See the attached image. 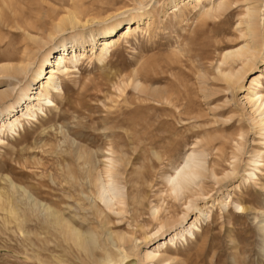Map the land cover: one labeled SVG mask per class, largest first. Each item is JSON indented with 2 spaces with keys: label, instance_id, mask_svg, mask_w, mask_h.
<instances>
[{
  "label": "rangeland",
  "instance_id": "obj_1",
  "mask_svg": "<svg viewBox=\"0 0 264 264\" xmlns=\"http://www.w3.org/2000/svg\"><path fill=\"white\" fill-rule=\"evenodd\" d=\"M194 3L0 0V66L18 64L6 56L48 35L44 66L62 49L70 58L71 45L83 54L77 69L57 74L62 92L51 90L55 104L43 105L45 115L23 118L18 134L5 132L0 142V264H264V129L247 100L264 51L233 85L221 64L225 49L252 42L238 24L247 7L258 8L264 30V0H237L209 15ZM69 14L80 22L63 36L80 30L81 42L55 31ZM111 23L115 39L127 24L131 34L99 61L109 36L100 31ZM47 76L33 80L29 93ZM25 79L5 77L0 91L15 87L12 101ZM260 90L264 97V79ZM202 145L207 171L195 179L196 192L171 190L167 176ZM108 158L116 196L107 203L100 183L109 179ZM191 199L209 217L186 211ZM184 214L188 222L200 217L195 238L166 243L159 260H144L169 232L159 223Z\"/></svg>",
  "mask_w": 264,
  "mask_h": 264
},
{
  "label": "bare ground",
  "instance_id": "obj_2",
  "mask_svg": "<svg viewBox=\"0 0 264 264\" xmlns=\"http://www.w3.org/2000/svg\"><path fill=\"white\" fill-rule=\"evenodd\" d=\"M194 1V7L202 6L201 0ZM207 1V6L200 7V15H209L214 11L218 12L227 10L231 3L237 0ZM259 12L260 11L257 7H247L244 17L238 21V24H245V29L248 36L252 39V42L245 45L242 44L240 46H232L227 48L224 50L223 55L221 56V64L223 66L222 70H224L223 77L224 79L228 80L231 85L243 77L247 69H250L255 64V61L261 52L264 51V30L260 31L262 28H259ZM80 17L81 16L77 17L73 14H69L68 16L62 18L60 22L55 24V31L61 33L63 41L68 38L79 41L83 40L84 34L80 30L74 29L70 32L71 34L69 36H63L65 28L67 26L74 27L78 25L80 22ZM114 25V23L108 24L100 31V33L109 34V36L101 41V48L99 52L95 54L96 59L99 61H104L108 55H110L111 48H113L120 38H127L131 34V25L127 24L125 32L122 35L120 34V36L115 39V34L112 35L114 32ZM88 38L91 42L95 41L96 29L88 32ZM31 39L33 42L26 44L18 55L6 56V58L8 57L10 60L17 59L19 62L18 64H5L0 66V83L5 82L3 81V78L5 77H10L13 79L16 78L20 80L26 78L23 85L19 86L15 90L12 101H10L9 97L12 95L15 87L5 88L4 90L0 91V142L3 140V135L5 132H10L14 135L18 134V126L22 125L23 118H33L36 116L37 111L43 113V105L55 104L52 98L54 95L51 90L57 93L62 92L61 86H59L57 83V80L59 79V75L57 74L64 73L65 75H68L70 73L69 71L71 67L76 68L78 66L80 59L79 55H83L77 54V49L73 48V45H71L72 49L69 52L71 54L70 58H67L68 54L62 49L60 52L56 53V56L52 61V66H44L47 64V62H49L52 52V49L45 48L46 44L48 43L47 41L50 39V35H48L47 40H44L42 37ZM91 58L92 57H90V59ZM236 63H240L241 65L240 68L234 72V64ZM47 67L48 70H46ZM46 73H48L47 79L41 82L40 88L36 92H31L32 94L29 93L30 83H32V81L36 78H39L42 74L45 75ZM262 79H264V70L261 73L251 77L249 84L252 89L251 93L247 97L248 102L254 107L253 112H257V118L253 117V122L260 129H264V97L260 90L262 87ZM10 84L11 83H7V86ZM160 97L161 95L159 98ZM163 98L167 99V95H164ZM43 115L45 114L43 113ZM202 146L203 150L201 152H195L194 150H191L190 152L186 153L183 156L181 162L174 168L173 174L167 176V181L170 183L171 190H179L180 192L182 191L181 194L187 192L189 195L190 193L196 192L194 190L195 179L205 176L204 174L207 171L206 146ZM107 160L110 164L106 171L109 179L107 183L101 180L100 187L102 192L100 194H102V200L108 203L111 202L116 196V189L110 167L113 162L111 158H108ZM193 201L194 200L191 199L187 202L186 211L191 207L194 210H198L202 215L209 217V215L204 213L203 209L197 205L192 207ZM220 203H223V200H220ZM235 204L238 208L244 209L240 203L236 202ZM188 219L189 218L187 217V214H184L179 221H172L171 223L170 221L166 220L165 222L162 221L159 223L160 229L167 227L169 232L162 239L164 241L157 240L155 244H152V246L145 250L142 256L144 260L149 262L159 260V252L166 243H174V241L177 239H181L187 243L188 239H194L195 233L200 230L198 223L200 222V217L195 216L189 222L187 221Z\"/></svg>",
  "mask_w": 264,
  "mask_h": 264
}]
</instances>
